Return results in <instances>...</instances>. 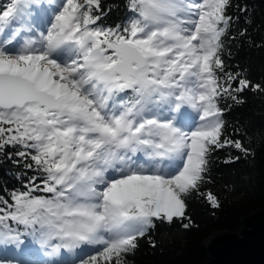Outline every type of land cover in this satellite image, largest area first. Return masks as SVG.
<instances>
[{"label": "trees", "instance_id": "16d2710c", "mask_svg": "<svg viewBox=\"0 0 264 264\" xmlns=\"http://www.w3.org/2000/svg\"><path fill=\"white\" fill-rule=\"evenodd\" d=\"M39 1L0 0L3 37L11 36L20 25L14 18L7 21L17 5L36 11ZM216 2L215 16H208L215 18L206 27L201 74L196 70L170 73V66L165 70L157 58L160 53L173 58L172 41L162 36L164 25L148 15L140 0H80L84 12L79 27L85 32L77 33V41L91 45L90 52L100 57L93 74L99 71L110 76L109 93L101 90L105 84L98 85L100 90H93L92 84L84 90L95 98L99 93L105 107H111L118 117L112 125L136 126L145 116L156 114L146 107L160 101L174 107L184 96L205 106L203 119L211 126L200 136L199 166L190 182L177 188L183 213L169 218L152 213L151 205L131 207L127 216L116 217L121 223L112 228L111 244L102 247L88 264H208L204 244L210 236L238 233L246 216L264 212V0ZM122 37L134 43L148 41L155 53L149 56V66H161L166 73L153 74L130 90H112L118 81L106 63L112 67ZM82 71L79 68L75 74L80 76ZM3 118L1 115L0 126L5 127L0 137V232L32 244L47 231L56 232L58 226L69 231L66 219L76 222L75 215L65 214L71 201L83 206L97 199L83 196L78 184L69 189L74 178L68 179L62 168L42 164L38 150L20 137L6 135L13 127ZM52 235L47 237L54 243ZM18 259L24 261L23 256Z\"/></svg>", "mask_w": 264, "mask_h": 264}, {"label": "rangeland", "instance_id": "374dc122", "mask_svg": "<svg viewBox=\"0 0 264 264\" xmlns=\"http://www.w3.org/2000/svg\"><path fill=\"white\" fill-rule=\"evenodd\" d=\"M70 1L67 0L56 12L48 11L42 15L36 24L20 28V30L33 28L32 34H26L25 37L29 39L35 37L37 45L32 41L27 49L25 46L28 45V42L24 40V42H19L18 40V44L23 47L7 51L6 40L0 36V40H4L3 44H0L2 46L0 48V53H2L0 54V69L8 70V67H12L20 72L26 70L24 73L34 79L38 87L46 88L53 95L58 96L65 104V110L62 113H57L61 114L60 117L64 115L61 122H57L61 126L52 129L33 126L34 122L30 118L35 111L34 106H29L21 111L22 113L18 115L19 118L14 123L7 120L2 121L13 127H9L6 135H14L24 140L26 144L37 145L40 152L38 156L43 161L42 164L53 168L63 161L60 166L68 176L71 175L72 168L74 170L86 169V173L82 176L79 172L77 179L87 186L84 187L87 192L95 195L99 200L88 206L74 209L76 214L85 218L86 233L84 235L78 233L77 236H74L76 245L63 246V251L71 254L73 258V262L64 261L63 264H88L89 259L99 251L90 248L93 246L97 248L110 241L101 237L98 229L114 228L115 225L121 223V221H115L116 217L119 214L127 216L131 207L137 206V209H143L144 205L145 207L151 205L152 213L164 214L169 218L183 213L184 206L177 194V188L185 187L191 180L192 172L199 166L200 154L203 149L200 136L204 129L211 126L209 123L205 124V120L202 122L198 116L194 115V104L191 108L188 103L186 104V101L182 100L175 110L176 112H171L172 121L169 120L170 124L166 130L167 134L172 135V141L176 146L184 147V156H182L183 159L179 166L170 169V171L160 170L151 173L125 174L126 171H124L108 178L103 185H98L108 169L111 168L110 166H113L106 164L107 158H112L118 151L115 147L116 142H113L115 137L111 135L113 131L120 132V129L117 126H103V121L108 122L110 118L101 112L96 106V101L90 98L84 90V86L91 84L90 75L95 72L93 66L99 64L100 57L95 52H89L87 45H80L79 49V46L72 42L74 40L71 36L72 31L74 33L78 28L79 35L85 32V30L81 32L79 27L82 23L81 16L84 9L81 7L80 0H75L71 4ZM140 2L144 4L150 17L158 19L164 25L163 27L168 28L164 31L163 36L173 40L172 46L176 44L175 51L170 53L173 58L162 55L158 58L155 57L160 63L165 64V70L167 71L169 66L170 73L182 71L193 73L194 70H201L203 52L208 40L206 27L212 24V19L215 18L209 19L208 16L209 14L215 16L216 0H197L192 7L187 6L188 0H140ZM39 30L40 34L37 36ZM64 36L69 39L68 43L63 41ZM16 37L14 35L9 39L15 40ZM94 38L96 41L101 40L97 37ZM56 43L58 45H55ZM137 43L144 54L154 53L149 42L137 41ZM39 44H45V50L41 49ZM63 46L66 51L69 49V57L60 55V48ZM62 56L63 58H61ZM64 57L68 61L63 62ZM1 66L6 68H1ZM79 68L83 69L80 76L75 74ZM161 69V66L146 67L137 74L135 80L146 83L147 79L151 78L150 73L158 75L160 72L162 75L165 70ZM100 73L97 71V74ZM202 84H204V78ZM91 87L95 90V85ZM187 109L191 111L185 116L184 112ZM66 110L72 116L80 118L82 123L66 122ZM163 111L165 110L162 109L161 112ZM4 127L0 126V137L4 135V132H1ZM169 129L171 130L168 131ZM88 130L97 132V134L88 136L86 133ZM27 139H36L38 143H28ZM81 140H85L86 143ZM87 144L88 146L93 145V149L89 152H80L82 145ZM98 145L100 147L96 148ZM138 145L145 152L131 143L126 150L120 149L121 158L124 159L128 155L132 160H143V158H150L156 154L160 156L161 149L155 144L150 151L144 148L145 143ZM176 158V156H166L162 160L169 165ZM117 177L120 178L117 179ZM91 181L94 184L89 186ZM144 210L148 211V209ZM75 232L76 230L73 233ZM111 239L113 240V235ZM0 246L10 249V246L1 240ZM36 248H22L25 252L30 250L31 253L25 254L29 263L25 262L24 264H55L52 262L53 259H47L48 263L47 261L41 262L39 256L41 258L44 256L39 252H44V249L39 245ZM45 255L47 254L45 253Z\"/></svg>", "mask_w": 264, "mask_h": 264}, {"label": "water", "instance_id": "95a60500", "mask_svg": "<svg viewBox=\"0 0 264 264\" xmlns=\"http://www.w3.org/2000/svg\"><path fill=\"white\" fill-rule=\"evenodd\" d=\"M116 50L115 72L130 86L138 71L147 66V57L124 38L118 41ZM32 103L45 107L48 113L63 109L57 98L36 88L27 77L8 72L0 74L1 110L24 109ZM41 113L38 111L35 114L38 124L51 127L52 124L47 123L49 115ZM204 248L208 253V264H264V212L256 211L246 216L238 233L213 234L205 242Z\"/></svg>", "mask_w": 264, "mask_h": 264}, {"label": "bare ground", "instance_id": "6f19581e", "mask_svg": "<svg viewBox=\"0 0 264 264\" xmlns=\"http://www.w3.org/2000/svg\"><path fill=\"white\" fill-rule=\"evenodd\" d=\"M63 41L65 42L66 38H63ZM55 45H58V43H56ZM7 47L8 48H21L23 46L19 45L17 41H12L7 45ZM40 48L45 50V44H42ZM64 54L65 52L63 48H60V55H64ZM61 58H63V56ZM1 68H6V67L1 66ZM8 69H15V68L8 67ZM13 72H19V71H13ZM168 149H169V153L166 156H176L177 157L171 164L167 165V162L164 160L163 161H157V160L146 161L143 159V160H137L125 168L111 167L110 169H108L106 174L102 177V180L100 181V185H103L108 180V178L114 177L126 170L135 171V170L141 169V170H147V171H160V170L170 171V169L176 168L177 166H179L183 158L182 156L184 154L183 153L184 148L170 146L168 147ZM90 249H94V247H91ZM40 261L44 262L43 260H40Z\"/></svg>", "mask_w": 264, "mask_h": 264}]
</instances>
